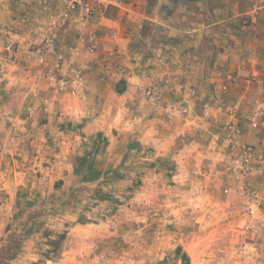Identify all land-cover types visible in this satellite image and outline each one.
Here are the masks:
<instances>
[{"label":"crops","instance_id":"0c3cea01","mask_svg":"<svg viewBox=\"0 0 264 264\" xmlns=\"http://www.w3.org/2000/svg\"><path fill=\"white\" fill-rule=\"evenodd\" d=\"M49 1V7L59 5ZM250 1L156 0L151 7L149 0H108L89 23L56 28L66 53L81 33H99L98 47L83 67L87 93L78 100L54 94L27 59L28 46L40 40L38 30L52 12L38 0H0V49L9 39L19 46L18 62L0 68V167L12 164L13 175L5 173L12 186L30 180L17 169L22 144L35 146L27 147L28 161L50 155L45 173L52 188L62 182L66 193L74 191L73 183L92 184L75 172L74 158L90 150L99 135L107 141L96 154L100 171L127 164L149 174L167 159L176 164V181L192 178L196 166L221 168L231 145L252 143L264 151V108L248 104L255 100L264 106V4L256 3L258 22L252 28L243 20L253 12ZM21 18L28 23L21 24ZM146 22L157 30L144 31ZM153 33L162 38L155 40ZM83 56L81 51L78 61ZM250 74H256V87L247 83ZM230 95L237 102L235 123L254 117L239 120L234 131L224 127ZM207 104L212 105L205 114ZM40 144L44 153L36 155ZM256 191L262 203L259 229H264L263 173L256 172ZM258 257L256 262L262 261Z\"/></svg>","mask_w":264,"mask_h":264},{"label":"rangeland","instance_id":"374dc122","mask_svg":"<svg viewBox=\"0 0 264 264\" xmlns=\"http://www.w3.org/2000/svg\"><path fill=\"white\" fill-rule=\"evenodd\" d=\"M155 3L149 0L151 7ZM256 3L263 6L264 0H251L253 12L243 19L252 28L258 22ZM50 19L38 30L40 40L28 46L30 63L34 47H40L45 32L52 29ZM26 20L21 18L20 23H28ZM156 27L146 22L143 30L152 32ZM2 33L0 30V39ZM153 36L162 38L158 33ZM18 49V42L5 41V48L0 49L1 69L18 62ZM10 51L17 60H9ZM247 83L256 87V74H250ZM231 99L233 95L227 102L230 108L224 127L234 131L241 121L251 122L254 117L236 119V124L237 102ZM248 104L257 110L264 108L255 100ZM43 145L36 146V155L44 153ZM28 146L35 147L22 144L15 156L20 159L18 171L28 174L30 180L12 186L5 174L13 175L12 164L0 167V264H184L182 252L188 254L190 264H264V244H260L264 229L258 224L261 202L256 213V172L264 174V151L255 144L229 146L221 168L211 171V166H196L194 176L185 181L173 178L176 164L165 159L149 174L140 168L130 170L127 164L101 168V181L81 187L73 183L74 191L69 193L59 181L52 188L45 173L50 155L37 162L23 158ZM92 149L93 145L87 151ZM78 164L76 156L74 167ZM91 196L99 201L93 202ZM253 206L255 212L250 213ZM178 246L180 254L175 252ZM259 254L262 261L256 262Z\"/></svg>","mask_w":264,"mask_h":264},{"label":"built area","instance_id":"2783aa9c","mask_svg":"<svg viewBox=\"0 0 264 264\" xmlns=\"http://www.w3.org/2000/svg\"><path fill=\"white\" fill-rule=\"evenodd\" d=\"M38 1L49 10V0ZM108 3V0H59V5L49 10L52 12L50 17L52 29L49 30L50 32H45L42 45L31 52V60L38 68V79H46L54 94L66 93L78 100L86 96L88 84L84 78L83 67L87 59L95 53L100 39L97 30L90 29L81 33L77 42L70 46L66 53L58 41L56 28L89 23L103 12ZM81 51L84 55L83 62L78 61ZM8 58L15 61L17 55L10 51ZM204 113L208 114L209 109L206 108ZM259 204L260 197L256 191V213ZM254 212L253 206L250 213Z\"/></svg>","mask_w":264,"mask_h":264},{"label":"trees","instance_id":"16d2710c","mask_svg":"<svg viewBox=\"0 0 264 264\" xmlns=\"http://www.w3.org/2000/svg\"><path fill=\"white\" fill-rule=\"evenodd\" d=\"M102 142H104V144L100 148ZM106 143L107 141L105 139L102 140V136L99 135L96 144H93V149L78 157L79 164L75 166V172L82 177V181H92L101 176V171L96 165L95 155L106 146ZM175 252L176 254H180L182 252L181 247L178 246ZM181 257L184 264H190V258L186 252H182Z\"/></svg>","mask_w":264,"mask_h":264}]
</instances>
